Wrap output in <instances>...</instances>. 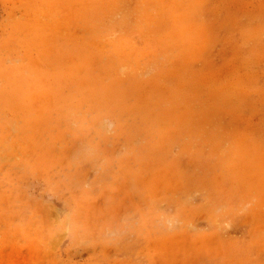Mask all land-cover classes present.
<instances>
[{"label": "rangeland", "instance_id": "1", "mask_svg": "<svg viewBox=\"0 0 264 264\" xmlns=\"http://www.w3.org/2000/svg\"><path fill=\"white\" fill-rule=\"evenodd\" d=\"M0 264H264V0H0Z\"/></svg>", "mask_w": 264, "mask_h": 264}]
</instances>
